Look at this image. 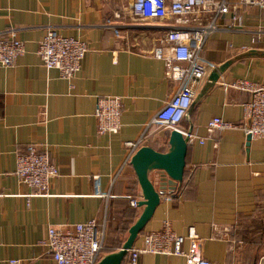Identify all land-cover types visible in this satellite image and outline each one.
<instances>
[{
	"label": "crops",
	"instance_id": "obj_1",
	"mask_svg": "<svg viewBox=\"0 0 264 264\" xmlns=\"http://www.w3.org/2000/svg\"><path fill=\"white\" fill-rule=\"evenodd\" d=\"M226 1V15L194 16L195 26L215 22L202 51L204 62L215 67L196 83L195 101L180 126L198 137L188 144L184 181L175 195L161 190V203L145 231H160L169 222L185 236L194 226L212 264H264V139L249 142L242 130L207 132L215 117L243 123L242 105L250 95L225 90L224 84L238 79L264 84V9ZM173 25L137 19L131 0H0V37L14 36L25 45L15 66L0 65V264H56L40 244L49 229L69 231L93 219L108 223L109 246L130 204L128 196L142 200L130 165L135 152L126 143L142 140L141 147L162 153L170 148L173 130L152 120L181 83L167 78L166 63L152 52ZM50 29L88 45L72 84L57 70H47L38 55ZM107 96L122 102L115 135L97 132L96 101ZM29 145L48 150L59 168L45 195H35L36 189L15 176L17 154ZM150 178L162 188L160 172ZM136 209L139 218L143 208ZM141 243L142 238L135 246ZM188 247L187 241L184 250ZM139 264L186 261L143 255Z\"/></svg>",
	"mask_w": 264,
	"mask_h": 264
},
{
	"label": "built area",
	"instance_id": "obj_2",
	"mask_svg": "<svg viewBox=\"0 0 264 264\" xmlns=\"http://www.w3.org/2000/svg\"><path fill=\"white\" fill-rule=\"evenodd\" d=\"M244 7L264 9V0H242ZM133 15L142 21H173L174 25L152 54L166 63L167 78L181 83L177 94L154 117L152 125L158 128L177 130L188 138V144L198 139L192 130H182L181 124L187 118L195 101V85L205 79L210 67L202 58L206 39L216 31L215 22L207 26L199 23L194 16L211 14L226 15L230 6L226 0H131ZM88 52L86 42L60 34L56 29L48 30L40 42L38 55L47 70H57L62 79L72 82L81 70ZM25 45L11 36L0 37V65L11 68L18 58L24 56ZM225 90L233 89L250 95V100L242 105L243 123L235 124L220 117L213 118L207 125L208 134L228 130H242L254 139H264V84L247 79H238L223 85ZM121 98L98 97L95 106L97 132L99 135H115L121 129ZM205 144V139L199 140ZM142 140L128 142L126 146L134 152L140 149ZM217 147V145H215ZM15 176L37 190L35 195L48 193L51 184L59 176V168L53 162L48 150H39L35 145L17 154ZM34 196V195H32ZM31 197V196H29ZM133 208L139 207V200L128 196ZM108 223L93 219L79 223L72 230L63 231L51 227L47 237L40 244L56 264H98L105 250ZM189 247L184 250V244ZM203 243L194 226L187 235L176 234L169 222L160 231L146 233L140 246H134L128 253V264H139L143 255H164L184 257L186 264H212L204 257ZM10 264H23L13 260Z\"/></svg>",
	"mask_w": 264,
	"mask_h": 264
},
{
	"label": "water",
	"instance_id": "obj_3",
	"mask_svg": "<svg viewBox=\"0 0 264 264\" xmlns=\"http://www.w3.org/2000/svg\"><path fill=\"white\" fill-rule=\"evenodd\" d=\"M229 64H225L220 71ZM219 76H215L212 82L216 83ZM248 141L252 140L248 136ZM188 138L177 130H173L169 136V150L166 153L159 152L151 147L143 146L132 156L130 165L133 167L140 188L142 190V200L139 202V208L143 212L130 228L128 237L118 252L108 254L100 259L98 264H123L129 251L135 246L142 231L153 218L158 206L161 203V190L169 188L174 190L177 185L183 183L186 170V157L188 152ZM154 171L161 174V186L159 190L150 178Z\"/></svg>",
	"mask_w": 264,
	"mask_h": 264
},
{
	"label": "trees",
	"instance_id": "obj_4",
	"mask_svg": "<svg viewBox=\"0 0 264 264\" xmlns=\"http://www.w3.org/2000/svg\"><path fill=\"white\" fill-rule=\"evenodd\" d=\"M176 193H177V190L176 191L174 190V191H171L169 195H175ZM130 195L132 198H136V195L134 193ZM125 211L126 212L122 220L120 221L119 225H117L116 227L114 238L112 239L109 246L106 245L104 252L114 253L120 250L126 241L125 238L128 235L130 228L136 222L138 218V210L136 208L131 207L129 204L128 208ZM146 233L147 232L145 230L142 231L138 240L141 239Z\"/></svg>",
	"mask_w": 264,
	"mask_h": 264
},
{
	"label": "rangeland",
	"instance_id": "obj_5",
	"mask_svg": "<svg viewBox=\"0 0 264 264\" xmlns=\"http://www.w3.org/2000/svg\"><path fill=\"white\" fill-rule=\"evenodd\" d=\"M160 44V43H159Z\"/></svg>",
	"mask_w": 264,
	"mask_h": 264
}]
</instances>
